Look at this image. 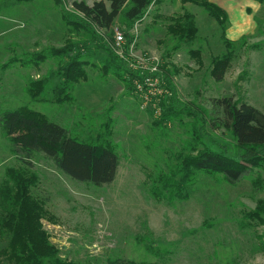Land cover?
<instances>
[{
	"label": "rangeland",
	"instance_id": "obj_1",
	"mask_svg": "<svg viewBox=\"0 0 264 264\" xmlns=\"http://www.w3.org/2000/svg\"><path fill=\"white\" fill-rule=\"evenodd\" d=\"M79 1L92 5L100 0ZM212 1L228 12V37L238 42L231 48L233 60L223 81L211 74L213 59L226 53L223 31L196 4L158 0L131 30L117 20L111 31L99 32L105 42L108 35L115 40L118 33L125 36V44L132 40L125 60L138 75H143L138 68L161 75L160 65L173 73V89L163 80H154L156 87H164L160 93L153 87L133 95L117 77L103 75L107 52L69 25L67 16L75 20L78 16L72 0H0V186L9 168H24L37 176L32 192L46 205L43 225L63 261L264 264V163L235 184L226 182L221 174L200 173L184 200L157 201L147 183L148 173L169 172L178 164L181 151H189L193 125L205 135L207 145L233 154L234 139L222 125L215 100L233 98L264 113V4L258 12L248 7L246 12H252L246 13L243 7L258 5V0ZM184 13L195 17L199 37L193 45L173 51L168 26L173 17ZM83 39L87 46L81 51L68 55L52 52ZM190 50H198L199 56ZM44 54L48 57L42 58ZM35 55L40 60L24 66L23 61ZM79 55L88 61V78L75 86L74 103L57 104L51 89L65 83L58 72L68 57ZM48 74L54 78L49 89L33 98L27 92L29 81ZM171 98L176 99L173 108L178 111L192 104L204 108L208 113L204 129L188 116L155 128L154 121L170 107ZM20 107L46 115L72 137L86 142L104 140V126L111 114L110 140L120 157L115 181L102 186L79 182L44 153H34L31 158L14 154L1 117ZM3 246L0 239V249ZM0 264L7 263L0 260Z\"/></svg>",
	"mask_w": 264,
	"mask_h": 264
},
{
	"label": "trees",
	"instance_id": "obj_2",
	"mask_svg": "<svg viewBox=\"0 0 264 264\" xmlns=\"http://www.w3.org/2000/svg\"><path fill=\"white\" fill-rule=\"evenodd\" d=\"M72 1L73 9L78 16L76 20L67 16L69 25L79 28L86 34L87 39H91L107 52L109 60L102 67L103 75L111 74L117 77L134 95L138 91L137 83L145 86V77L132 71L125 60L130 56L132 40L128 39V42L118 49L115 48V40L110 35L105 42L104 35L99 32L111 31L117 20L126 25L127 31L131 30L136 22L143 20L149 8L158 0H100L92 5L85 1ZM260 2L264 4V0ZM182 3L184 5L193 3L206 9L220 25L226 53L213 59L211 74L216 81H223L233 60L234 52L231 48L238 43L226 37L228 14L211 0H182ZM168 33L174 39L173 51L193 45L199 37L195 17L189 13L173 17L168 26ZM125 35L129 38L128 32ZM105 37L107 40V35ZM87 39L73 42L64 49L52 52L68 55L81 51L82 48H86ZM109 43L113 44L114 49ZM121 50L124 57L118 53ZM189 53L199 56L198 50H190ZM39 57L41 56L29 57L23 61L24 66L37 63ZM46 57L48 56L44 54L42 58ZM86 65L88 61L80 55L68 57L58 72L59 76L64 77L65 83L51 89L53 102L71 104L76 101L73 94L75 86L88 78ZM159 70L162 72L161 75L152 77L163 80L169 89H173L171 70L166 65H160ZM52 79L54 78L50 74L41 80L31 79L27 85V92L33 98L39 97L49 89ZM175 101V98H171L170 107L164 108L161 118L154 121L155 128H162L182 116H188L193 118L194 122L202 123L204 129L208 124V113L204 108L194 104L192 107L183 105L184 108L178 111L173 108ZM215 107L222 113L223 127L234 139L233 154L207 145L205 135L197 125H193L191 141L188 142L189 151L187 149L181 151L177 158L178 164L169 172L147 174L150 194L157 201L186 199L187 189L195 185L200 173L221 174L226 182L235 184L241 181L250 169L263 165L264 113L246 102L234 101L233 98L227 97L215 100ZM113 110L114 108H111L109 112L112 113ZM109 117V123L104 126L106 136L104 140L97 142L80 141L72 137L65 128L29 107L6 111L1 117V126L11 142L14 154H23L31 158L34 153H44L70 178L102 186L115 181L120 166L119 154L110 140L113 134V120L111 114ZM37 181V176L24 168H9L6 172V178L0 186V239L4 243L0 249V260L7 264H73L63 261L59 256V249L49 240V234L43 225V220L48 214L46 205L32 192ZM116 264L136 263L118 261Z\"/></svg>",
	"mask_w": 264,
	"mask_h": 264
},
{
	"label": "built area",
	"instance_id": "obj_3",
	"mask_svg": "<svg viewBox=\"0 0 264 264\" xmlns=\"http://www.w3.org/2000/svg\"><path fill=\"white\" fill-rule=\"evenodd\" d=\"M125 36L122 34V33H118L116 36H115V48H118V49H121L124 45H125ZM118 53L121 55V57H124L123 55H122V50L121 51H118ZM128 58H126V60H127ZM135 63V62H134ZM134 66H135V64H133ZM158 66V65H157ZM131 67H133L132 65H131ZM157 68L158 67H155L154 66V70L156 71L157 70ZM139 69V71H141L142 72V74L143 75H140V76H144L145 77V80H144V85L145 86H143L142 84H140V83H137V88H138V91H137V93H140V92H150L151 91V89H153V87H155L154 88V92L155 93H157L158 91H161L162 90V88H164L163 87V85H160V86H155L156 84H153V81L154 80H157L158 82H160L161 80L159 79V78H154V77H152V76H154L153 74L154 73H147L146 71H144V69L143 68H138ZM159 71V70H158ZM147 74V75H146ZM152 77V78H151ZM162 86V87H161ZM158 93H160V92H158ZM148 95V94H147ZM148 98V97H147Z\"/></svg>",
	"mask_w": 264,
	"mask_h": 264
},
{
	"label": "crops",
	"instance_id": "obj_4",
	"mask_svg": "<svg viewBox=\"0 0 264 264\" xmlns=\"http://www.w3.org/2000/svg\"><path fill=\"white\" fill-rule=\"evenodd\" d=\"M212 1V0H211ZM213 2V1H212ZM258 2L260 3V4H258V5H256V4H253V6L252 7H250V6H244L243 7V10H245V12H246V8H253L254 9V13H255V11H259L261 8H262V4H261V2H260V0H258ZM214 3V2H213ZM216 4V3H215ZM216 5H218V4H216ZM219 7H221L220 5H218ZM222 9H224L223 7H221ZM225 11H226V9H224ZM249 11V12H248ZM248 13H250V12H252L251 11V9H248ZM246 12V13H247ZM226 13L228 14V12L226 11ZM254 13H252V16L254 17L255 16V14ZM228 18H229V16H228ZM225 34H226V37L228 38V39H230V40H232V41H236V40H233V39H231V38H229L228 37V29H226V31H225ZM243 37V36H242ZM240 39V38H239ZM238 40V39H237Z\"/></svg>",
	"mask_w": 264,
	"mask_h": 264
}]
</instances>
